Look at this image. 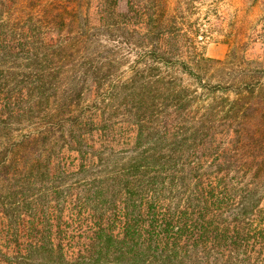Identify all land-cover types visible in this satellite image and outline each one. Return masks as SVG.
<instances>
[{"label":"trees","instance_id":"1","mask_svg":"<svg viewBox=\"0 0 264 264\" xmlns=\"http://www.w3.org/2000/svg\"><path fill=\"white\" fill-rule=\"evenodd\" d=\"M169 3L0 0V264H264V34L212 83Z\"/></svg>","mask_w":264,"mask_h":264},{"label":"rangeland","instance_id":"2","mask_svg":"<svg viewBox=\"0 0 264 264\" xmlns=\"http://www.w3.org/2000/svg\"><path fill=\"white\" fill-rule=\"evenodd\" d=\"M169 1L170 9L179 5L183 10L184 19L178 22L196 42L185 56L207 60L192 63V68L203 73L204 80L229 81L248 68V61L263 60L260 40L264 34V0ZM119 2L122 9L124 0ZM89 21L97 28L87 37L91 41L88 51L95 54L93 63L102 61L116 75L129 76L136 59L132 46L118 39V31L105 32L98 20Z\"/></svg>","mask_w":264,"mask_h":264}]
</instances>
